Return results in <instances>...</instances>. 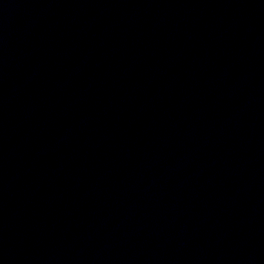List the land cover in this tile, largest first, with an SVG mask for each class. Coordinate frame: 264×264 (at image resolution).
<instances>
[{
	"label": "water",
	"instance_id": "1",
	"mask_svg": "<svg viewBox=\"0 0 264 264\" xmlns=\"http://www.w3.org/2000/svg\"><path fill=\"white\" fill-rule=\"evenodd\" d=\"M0 264H264V0H0Z\"/></svg>",
	"mask_w": 264,
	"mask_h": 264
}]
</instances>
